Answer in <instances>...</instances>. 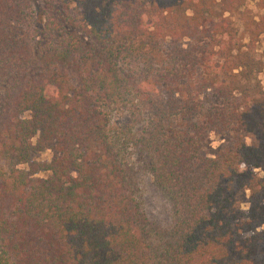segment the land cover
<instances>
[{"label":"trees","instance_id":"16d2710c","mask_svg":"<svg viewBox=\"0 0 264 264\" xmlns=\"http://www.w3.org/2000/svg\"><path fill=\"white\" fill-rule=\"evenodd\" d=\"M244 4L0 0V264H264L260 61L225 17ZM211 134L229 144L207 157Z\"/></svg>","mask_w":264,"mask_h":264},{"label":"rangeland","instance_id":"374dc122","mask_svg":"<svg viewBox=\"0 0 264 264\" xmlns=\"http://www.w3.org/2000/svg\"><path fill=\"white\" fill-rule=\"evenodd\" d=\"M258 0H245L244 7L239 12L233 14H225L229 18L230 26L233 29L234 36L241 46V56L243 53L250 54L260 61V72L256 73V79L264 90V35H260L256 39L251 36L254 22H257L262 12L257 7ZM111 126L113 133H118L119 124L123 121L124 116L113 113ZM251 144V140H246ZM229 144L227 136L211 134L209 143L205 147V155L213 157L221 149ZM131 149H126L130 153ZM50 152L45 151L37 155V160L40 162L49 161ZM133 161L132 174L134 183L139 191V200L145 210L146 215L162 230H167L171 226L172 216L166 195L154 184L152 178L146 172L142 164L136 158H130ZM129 160V161H130ZM135 160V161H134ZM256 172L264 180V168L257 169ZM40 174L39 176H42ZM241 208L247 209L248 192L240 191L237 194Z\"/></svg>","mask_w":264,"mask_h":264}]
</instances>
